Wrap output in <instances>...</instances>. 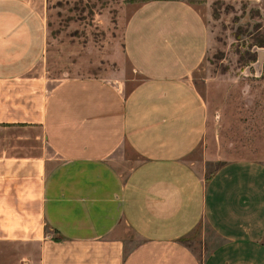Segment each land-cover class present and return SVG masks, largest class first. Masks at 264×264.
I'll return each mask as SVG.
<instances>
[{"label":"crops","instance_id":"0c3cea01","mask_svg":"<svg viewBox=\"0 0 264 264\" xmlns=\"http://www.w3.org/2000/svg\"><path fill=\"white\" fill-rule=\"evenodd\" d=\"M134 1V0H133ZM140 76L55 82L46 0H0V264H264V160L206 174L192 83L208 30L188 0H138ZM200 230L199 247L184 242Z\"/></svg>","mask_w":264,"mask_h":264},{"label":"rangeland","instance_id":"374dc122","mask_svg":"<svg viewBox=\"0 0 264 264\" xmlns=\"http://www.w3.org/2000/svg\"><path fill=\"white\" fill-rule=\"evenodd\" d=\"M138 0H46L49 75L55 82L78 76L127 81L132 71L122 46L126 18ZM208 30L206 55L192 83L210 112L200 146L206 174L222 162L264 160V0H188ZM199 228L184 239L200 250Z\"/></svg>","mask_w":264,"mask_h":264},{"label":"water","instance_id":"95a60500","mask_svg":"<svg viewBox=\"0 0 264 264\" xmlns=\"http://www.w3.org/2000/svg\"><path fill=\"white\" fill-rule=\"evenodd\" d=\"M264 57V50H261L259 52V60H261Z\"/></svg>","mask_w":264,"mask_h":264}]
</instances>
